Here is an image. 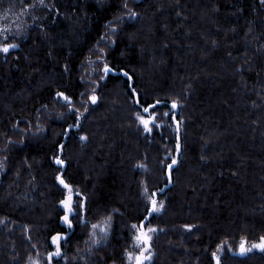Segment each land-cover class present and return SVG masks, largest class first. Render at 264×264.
Instances as JSON below:
<instances>
[{
    "label": "trees",
    "instance_id": "1",
    "mask_svg": "<svg viewBox=\"0 0 264 264\" xmlns=\"http://www.w3.org/2000/svg\"><path fill=\"white\" fill-rule=\"evenodd\" d=\"M20 6L31 10L0 35V49L15 45L0 51V264H47L56 249L53 264H122L142 225L149 264H264V0L0 11Z\"/></svg>",
    "mask_w": 264,
    "mask_h": 264
},
{
    "label": "rangeland",
    "instance_id": "2",
    "mask_svg": "<svg viewBox=\"0 0 264 264\" xmlns=\"http://www.w3.org/2000/svg\"><path fill=\"white\" fill-rule=\"evenodd\" d=\"M5 1H7V0H0V3H3ZM10 5L11 4L6 5L7 6L6 8H8V6H10ZM10 8H11V6L9 7V10H10ZM18 9H11L13 12L11 14L6 13V11H0V35H6L5 30L9 28V23H8L9 17L11 18L15 15L21 16L22 14L24 15L25 11H26V13H28L31 10L30 8H26V10L22 9L21 6ZM34 15L36 18H39L38 14L35 13ZM143 118L144 119H150V123H149V128H150V125L153 123L151 116L150 117L144 116ZM148 199H149L150 204H151V214L159 213L163 208V200L157 194H149ZM153 200H155V202H156L155 207L157 209H159L158 211L153 210V204H152ZM69 214H74V211H72ZM68 227L73 228L72 223L70 225L68 223ZM112 229H113L112 218H108V219L104 220L103 222H101L99 225L94 227V230L91 234V237L88 240L87 251L83 254V257L85 259H89L90 251L92 249L105 244V242L107 241V238H108ZM139 232L145 233L147 235V237H149V239L146 242L144 240L138 241L136 239L133 247L128 251V253L125 256L122 264H136V257L141 256V253H143V256L148 257V259L143 260V264H149L150 259L152 257V250H151L152 231H149V228L142 225L139 229ZM140 233H139V235H140ZM57 251L59 252V255H57ZM60 256H61V252L58 249H56L53 253L48 255L47 264H53V260L60 257ZM130 256H131V258H130ZM34 264H40V263L38 261H35Z\"/></svg>",
    "mask_w": 264,
    "mask_h": 264
},
{
    "label": "snow or ice",
    "instance_id": "3",
    "mask_svg": "<svg viewBox=\"0 0 264 264\" xmlns=\"http://www.w3.org/2000/svg\"><path fill=\"white\" fill-rule=\"evenodd\" d=\"M10 47H15V45L5 46L2 49H0V51H3L5 53H7L9 51V48ZM107 71H109V69H108L107 66H105V72H107ZM58 95L63 96V93H58ZM64 98L65 99H68L67 97H64ZM92 99H93V102H95L96 98L93 97ZM157 103H159V101ZM172 106L173 107H176L177 105L175 104V102H173V105ZM148 111H149V109L147 107H145L144 108V112L147 113ZM140 120H141V123L144 124L145 129L150 131V129L148 128V125L150 123V119H144L143 117H140ZM56 162L59 163V164H63L64 163V161L61 160V159H59V158H57V161ZM175 163H176V161L173 160V164H175ZM60 183L63 184L64 187L68 190L67 198L65 200L61 201V203L63 204V206L65 207V209L67 210V212L68 213H71L72 212L73 190H72V188L67 183H65L64 180L61 179L60 180ZM152 204H153V210L158 211L159 209H157L155 207V205H156L155 200L152 201ZM63 219H64L65 222L69 223V225L71 224V221L69 220V216L68 215H65L63 217ZM93 227H95V225ZM133 227H136V226L133 225ZM149 231H154V229H149ZM59 239H60L59 236L53 237V241L54 242H57ZM136 239L138 241L139 240H144L146 242L149 239V237H147V235L145 233L141 232L140 235L137 236ZM245 243L246 242H242L241 245H240L241 254H244L245 252L251 250V249L245 247ZM253 247H256V248H259L261 250H264V237L261 238V242L260 243L253 245ZM57 255H59V252L58 251H57ZM130 258H131V256H130ZM144 259H148V257L143 256V253H141V256L136 257V264H143V260ZM218 264H219V262H218Z\"/></svg>",
    "mask_w": 264,
    "mask_h": 264
},
{
    "label": "water",
    "instance_id": "4",
    "mask_svg": "<svg viewBox=\"0 0 264 264\" xmlns=\"http://www.w3.org/2000/svg\"><path fill=\"white\" fill-rule=\"evenodd\" d=\"M148 128H149V125H148ZM76 129H77V128H76ZM179 153H180V148H179V151H178L177 156H179ZM177 163H178V161L176 160V163H175L173 166H176ZM59 237H60V239L57 241L58 244H59L63 239H66L65 236H59ZM239 255H240V256H244V257H246V256L248 255V251L245 252L244 254H241V251H240V252H239Z\"/></svg>",
    "mask_w": 264,
    "mask_h": 264
},
{
    "label": "flooded vegetation",
    "instance_id": "5",
    "mask_svg": "<svg viewBox=\"0 0 264 264\" xmlns=\"http://www.w3.org/2000/svg\"><path fill=\"white\" fill-rule=\"evenodd\" d=\"M77 127H75V129H76ZM72 206H73V201H72Z\"/></svg>",
    "mask_w": 264,
    "mask_h": 264
}]
</instances>
